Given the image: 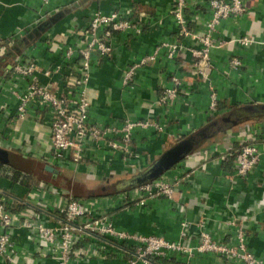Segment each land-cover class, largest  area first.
<instances>
[{
	"label": "crops",
	"instance_id": "obj_1",
	"mask_svg": "<svg viewBox=\"0 0 264 264\" xmlns=\"http://www.w3.org/2000/svg\"><path fill=\"white\" fill-rule=\"evenodd\" d=\"M73 4L77 5L60 20L39 35L34 34L43 21L37 23L41 13ZM172 4V0H49L47 4L40 0H0V42L14 35L11 49L20 51L0 58V147L12 155L9 163L0 162V193L13 212L37 213L47 225H55L58 220L55 204L59 195L43 191L32 197L31 192L41 182L81 200H97V214L109 216L117 228L129 232L178 241L180 222L189 219L191 245L198 240L194 238L200 229L198 222L213 240L234 244L238 226L226 224L233 219L243 228L249 250L264 259V152L249 174L236 178L234 183L228 179L242 142L260 146L264 141V117L237 120L242 112L253 113L252 107L264 104V0H245L243 14L219 22L215 36L224 43L212 49L210 66L203 74L197 73L186 49L197 46L196 39L190 35L178 38ZM129 8L131 14L126 13ZM95 9L105 13L122 10L125 16L133 17L140 32L135 28L114 32L108 55L91 53L85 86L93 120L117 127L126 119L148 120L162 129L134 128V154L128 162L118 151L93 146L90 141L86 142L82 162L52 161L47 157L51 149L49 113L33 104L23 118H17V100L10 90L24 91L27 80H13L10 65L17 55L24 62L34 61L39 67L35 74L38 82L63 90L66 79L79 74L78 49L84 38L81 33ZM185 14L192 34H202L211 15L207 0H186ZM31 33L33 36L28 37ZM240 36H248L253 42L240 45L236 41ZM178 39L186 47L175 60L167 59L162 49L153 61L136 66L131 80L124 82L127 69L152 53L157 44ZM69 48L71 53L67 55ZM233 56L242 63L234 70L229 68ZM46 70L51 72L46 74ZM173 75L180 80L178 97L158 104L163 89L173 86ZM211 90L218 96L215 111L209 108ZM191 136L197 142L193 150L161 175L169 180L180 179L172 200L159 197L138 205L133 200L116 199L117 193L126 191L118 189L119 181L134 175L128 173L130 169L146 168L166 149ZM46 165L53 170H46ZM121 173L124 176H116ZM85 177L100 185L95 189L85 184ZM11 233L20 253L15 264H53L50 258L36 253L23 229L16 228ZM109 244L125 249V256L113 253L87 261L72 258L69 264H123L134 250L126 243ZM0 264L7 263L0 259ZM149 264H222V259L203 252L186 262L182 254H169Z\"/></svg>",
	"mask_w": 264,
	"mask_h": 264
},
{
	"label": "built area",
	"instance_id": "obj_2",
	"mask_svg": "<svg viewBox=\"0 0 264 264\" xmlns=\"http://www.w3.org/2000/svg\"><path fill=\"white\" fill-rule=\"evenodd\" d=\"M47 4L49 0H40ZM172 14L178 28V38L192 36L197 41V46L186 47L178 40L172 42L162 41L157 44L152 53L142 57L137 64L127 69L124 82L131 80L136 66L153 61L160 50H165L167 59L173 61L183 48L190 51L193 66L197 73L203 74L204 69L210 66L211 51L221 46L224 41L215 36L216 27L221 20L236 18L246 10L245 0H207L210 18L205 21L203 32L200 35L192 34L189 29V19L185 14L186 0H172ZM57 11L48 10L41 13L37 23L46 19ZM132 8L126 10L131 14ZM122 10H113L105 13L95 9L87 26L82 30L84 38L80 39L82 46L78 49L80 56L79 74L68 77L64 89L57 91L50 84H40L36 79L39 67L34 61L24 62L21 55H17L10 65L13 80H27L25 90L19 92L15 88L10 93L17 100L16 116L23 118L30 105H36L41 110L49 113L47 122L49 126L50 153L48 159L52 161H72L80 163L86 154V142L93 146H101L111 151H118L124 161H130L134 152L132 145V131L136 127L161 126L148 120L126 119L121 126H110L97 123L91 116V100L86 92V83L89 78V60L92 52L99 55H108L111 48V38L114 32H122L135 28L140 32L132 16H125ZM21 30L18 28V31ZM17 31V32H18ZM14 35L0 42V58L14 45ZM240 45H249L253 42L248 36L236 39ZM71 53L69 48L66 54ZM240 58L233 56L229 60V68L234 70L241 66ZM59 67L57 66L56 69ZM51 70H46L49 74ZM172 87L164 88L158 104L175 100L178 97L180 80L176 75L171 76ZM209 108L215 111L218 96L213 90L209 93ZM264 152V141L259 146L255 143H243L238 149L235 169L228 175L230 183L236 178L249 174L259 161ZM180 179L172 180L162 178L148 181L130 190L117 193L116 199L121 202L133 200L138 205L147 199L165 197L173 199L176 186ZM43 191L57 192L59 200L55 207L59 214L55 225H47L40 221L39 214L22 211L16 214L10 209L9 202L0 193V259L7 264H15L19 252L12 240L13 229L21 228L25 231L27 242L35 247L36 253L42 258H50L53 264H69L74 258L77 261L90 259H103L115 253L119 257L125 256V249L109 244L115 241L120 245L124 243L133 246V253L126 256L123 264H144L151 262V257L166 258L169 254H182L186 262H190L196 253L211 252L222 259V264H264V259L256 256L249 250L244 230L233 219L226 221L230 226H238L234 233V244H226L213 240L206 231L202 230V222L194 238L197 243H189V228L192 221L183 219L180 223L178 241H169L158 235H141L119 229L113 219L107 215H98L97 200H81L71 194L60 192L57 187L41 182L36 190L31 192L32 197L41 195ZM61 193V195H60ZM30 264V263H26Z\"/></svg>",
	"mask_w": 264,
	"mask_h": 264
},
{
	"label": "water",
	"instance_id": "obj_3",
	"mask_svg": "<svg viewBox=\"0 0 264 264\" xmlns=\"http://www.w3.org/2000/svg\"><path fill=\"white\" fill-rule=\"evenodd\" d=\"M77 4L57 10L51 15H49L45 20L40 22L34 30V34L39 35L41 32H44L50 25L60 20L71 8H74ZM33 34H29L28 37H32ZM19 53V49H9L4 53V56L13 55V53ZM3 56V57H4ZM255 112H242L237 116V120L242 118H254L259 119L264 117V104L255 107H252ZM235 122V121H234ZM196 141L192 137L184 138L173 146L166 149L156 160H154L149 166L134 174L128 179L120 180L117 184L119 190L132 189L138 185L152 181L160 177L166 170L176 164L178 161L183 159L187 154H189L194 146ZM11 153L4 148L0 147V162L9 163L11 160ZM46 170L52 171L53 168L49 165H46Z\"/></svg>",
	"mask_w": 264,
	"mask_h": 264
},
{
	"label": "rangeland",
	"instance_id": "obj_4",
	"mask_svg": "<svg viewBox=\"0 0 264 264\" xmlns=\"http://www.w3.org/2000/svg\"><path fill=\"white\" fill-rule=\"evenodd\" d=\"M241 112L243 111V109L242 110H240ZM203 142V141H202ZM200 144V143H199ZM144 168V167H143ZM142 167H138V168H132V169H130V171L128 172L129 174H131V175H133V174H136L138 171H140L141 169H143ZM125 174V173H124ZM124 174L123 173H121V174H118V175H116V176H124ZM89 177H85L84 178V180H83V182L85 183V184H88L89 186H91V187H95V189L100 185V184H98V183H96L95 181H93V180H90V179H88ZM115 178H119V177H115ZM88 179V180H87ZM113 180H114V178H113Z\"/></svg>",
	"mask_w": 264,
	"mask_h": 264
},
{
	"label": "trees",
	"instance_id": "obj_5",
	"mask_svg": "<svg viewBox=\"0 0 264 264\" xmlns=\"http://www.w3.org/2000/svg\"><path fill=\"white\" fill-rule=\"evenodd\" d=\"M191 137H193L194 138V136H191ZM196 138V140L198 139L197 137H195ZM197 143V142H196ZM243 143H246V142H242V144ZM0 166H1V163H0ZM73 196V195H72ZM74 198H76L75 196H73ZM156 259H159V258H157V257H151V261L152 260H156Z\"/></svg>",
	"mask_w": 264,
	"mask_h": 264
},
{
	"label": "flooded vegetation",
	"instance_id": "obj_6",
	"mask_svg": "<svg viewBox=\"0 0 264 264\" xmlns=\"http://www.w3.org/2000/svg\"><path fill=\"white\" fill-rule=\"evenodd\" d=\"M235 116H236V115H235ZM235 116H234V117H235ZM232 118H233V116H232V117H228V119H232ZM223 121L225 122V121H227V120L224 119ZM214 127H218V125H217V124H214Z\"/></svg>",
	"mask_w": 264,
	"mask_h": 264
}]
</instances>
